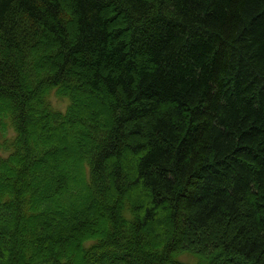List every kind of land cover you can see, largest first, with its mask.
<instances>
[{
    "label": "trees",
    "instance_id": "16d2710c",
    "mask_svg": "<svg viewBox=\"0 0 264 264\" xmlns=\"http://www.w3.org/2000/svg\"><path fill=\"white\" fill-rule=\"evenodd\" d=\"M0 135V264H264V0H0Z\"/></svg>",
    "mask_w": 264,
    "mask_h": 264
},
{
    "label": "rangeland",
    "instance_id": "374dc122",
    "mask_svg": "<svg viewBox=\"0 0 264 264\" xmlns=\"http://www.w3.org/2000/svg\"><path fill=\"white\" fill-rule=\"evenodd\" d=\"M52 104L56 107V108H60V109H65L68 101L67 99H60L58 97H56V95L53 93L50 97ZM86 101V100H85ZM1 136V135H0ZM2 150H0L1 152ZM5 153L2 151V154Z\"/></svg>",
    "mask_w": 264,
    "mask_h": 264
}]
</instances>
